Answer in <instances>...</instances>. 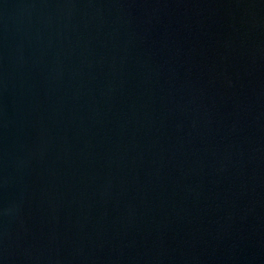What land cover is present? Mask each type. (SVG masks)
Segmentation results:
<instances>
[{
	"label": "water",
	"instance_id": "water-1",
	"mask_svg": "<svg viewBox=\"0 0 264 264\" xmlns=\"http://www.w3.org/2000/svg\"><path fill=\"white\" fill-rule=\"evenodd\" d=\"M0 264H264V0H0Z\"/></svg>",
	"mask_w": 264,
	"mask_h": 264
}]
</instances>
